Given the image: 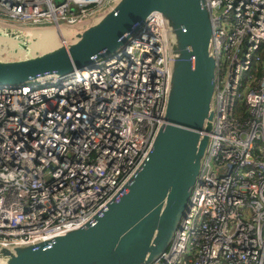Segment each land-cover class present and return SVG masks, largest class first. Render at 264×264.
<instances>
[{
  "label": "built area",
  "instance_id": "built-area-1",
  "mask_svg": "<svg viewBox=\"0 0 264 264\" xmlns=\"http://www.w3.org/2000/svg\"><path fill=\"white\" fill-rule=\"evenodd\" d=\"M110 2L0 0V20L72 24ZM207 5L213 129L179 226L151 264H264V0ZM148 27L96 66L0 86V242L46 240L121 194L167 108L157 14Z\"/></svg>",
  "mask_w": 264,
  "mask_h": 264
},
{
  "label": "water",
  "instance_id": "water-1",
  "mask_svg": "<svg viewBox=\"0 0 264 264\" xmlns=\"http://www.w3.org/2000/svg\"><path fill=\"white\" fill-rule=\"evenodd\" d=\"M157 14L167 108L121 194L82 225L34 243L0 242V264H151L165 253L199 176L214 122L216 61L207 0H111L72 24L0 20V86L96 66Z\"/></svg>",
  "mask_w": 264,
  "mask_h": 264
},
{
  "label": "bare ground",
  "instance_id": "bare-ground-1",
  "mask_svg": "<svg viewBox=\"0 0 264 264\" xmlns=\"http://www.w3.org/2000/svg\"><path fill=\"white\" fill-rule=\"evenodd\" d=\"M47 80H49V79H43V80H39V81H41V82H45V81H47ZM35 81V80H34Z\"/></svg>",
  "mask_w": 264,
  "mask_h": 264
},
{
  "label": "trees",
  "instance_id": "trees-1",
  "mask_svg": "<svg viewBox=\"0 0 264 264\" xmlns=\"http://www.w3.org/2000/svg\"><path fill=\"white\" fill-rule=\"evenodd\" d=\"M260 59V54L258 53V59L257 60H259Z\"/></svg>",
  "mask_w": 264,
  "mask_h": 264
}]
</instances>
